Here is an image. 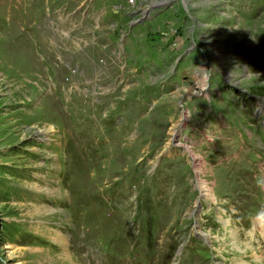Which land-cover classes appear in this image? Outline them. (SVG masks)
<instances>
[{
	"label": "rangeland",
	"instance_id": "1",
	"mask_svg": "<svg viewBox=\"0 0 264 264\" xmlns=\"http://www.w3.org/2000/svg\"><path fill=\"white\" fill-rule=\"evenodd\" d=\"M260 212L264 0H0V264H264Z\"/></svg>",
	"mask_w": 264,
	"mask_h": 264
},
{
	"label": "bare ground",
	"instance_id": "2",
	"mask_svg": "<svg viewBox=\"0 0 264 264\" xmlns=\"http://www.w3.org/2000/svg\"><path fill=\"white\" fill-rule=\"evenodd\" d=\"M38 134H39L41 137H43V138H45V137L48 136V132L45 131V130H41V131H39ZM197 164H199V162H197ZM200 188H201V193H202V195H210L209 188H208L207 186H204V184H203V186L201 185ZM203 191H204V192H203ZM205 191H206V192H205ZM71 263H72V262H71Z\"/></svg>",
	"mask_w": 264,
	"mask_h": 264
},
{
	"label": "water",
	"instance_id": "3",
	"mask_svg": "<svg viewBox=\"0 0 264 264\" xmlns=\"http://www.w3.org/2000/svg\"><path fill=\"white\" fill-rule=\"evenodd\" d=\"M146 11H149V9L146 10ZM146 19H147V18H146V16L144 15V17L139 18L137 21L132 22V23H131V27H133L134 25L139 24V23H144ZM159 161H160V160H159ZM159 161H158V162H159ZM179 253H180V250H179Z\"/></svg>",
	"mask_w": 264,
	"mask_h": 264
},
{
	"label": "clouds",
	"instance_id": "4",
	"mask_svg": "<svg viewBox=\"0 0 264 264\" xmlns=\"http://www.w3.org/2000/svg\"><path fill=\"white\" fill-rule=\"evenodd\" d=\"M257 220H264V212H260L257 214Z\"/></svg>",
	"mask_w": 264,
	"mask_h": 264
}]
</instances>
